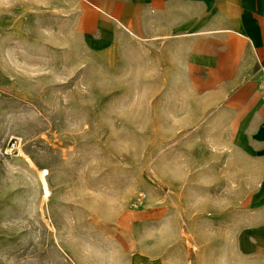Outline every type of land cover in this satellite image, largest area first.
Instances as JSON below:
<instances>
[{
  "label": "rangeland",
  "instance_id": "rangeland-1",
  "mask_svg": "<svg viewBox=\"0 0 264 264\" xmlns=\"http://www.w3.org/2000/svg\"><path fill=\"white\" fill-rule=\"evenodd\" d=\"M62 1L0 0V264H249L254 183L209 70Z\"/></svg>",
  "mask_w": 264,
  "mask_h": 264
},
{
  "label": "crops",
  "instance_id": "crops-1",
  "mask_svg": "<svg viewBox=\"0 0 264 264\" xmlns=\"http://www.w3.org/2000/svg\"><path fill=\"white\" fill-rule=\"evenodd\" d=\"M61 5L73 22H95L97 39L111 40L118 31L133 40L158 39L173 69L209 70V119H223L222 141L236 143L239 165L249 167L247 180L254 183L246 196L239 256L264 264V99L257 91L264 64V0H63Z\"/></svg>",
  "mask_w": 264,
  "mask_h": 264
},
{
  "label": "built area",
  "instance_id": "built-area-1",
  "mask_svg": "<svg viewBox=\"0 0 264 264\" xmlns=\"http://www.w3.org/2000/svg\"><path fill=\"white\" fill-rule=\"evenodd\" d=\"M257 91L259 95L264 99V64L260 68V77L257 83ZM18 149L17 139H13L8 145V152H14Z\"/></svg>",
  "mask_w": 264,
  "mask_h": 264
},
{
  "label": "bare ground",
  "instance_id": "bare-ground-1",
  "mask_svg": "<svg viewBox=\"0 0 264 264\" xmlns=\"http://www.w3.org/2000/svg\"><path fill=\"white\" fill-rule=\"evenodd\" d=\"M41 180H42V186H43L44 193L46 194L47 191H48V187H47V184L45 182V179H44L43 175L41 176Z\"/></svg>",
  "mask_w": 264,
  "mask_h": 264
}]
</instances>
